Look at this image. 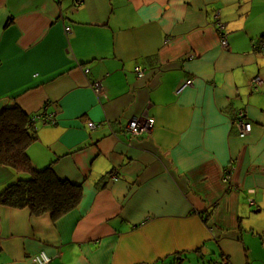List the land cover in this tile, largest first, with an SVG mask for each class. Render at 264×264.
<instances>
[{"label":"crops","instance_id":"1","mask_svg":"<svg viewBox=\"0 0 264 264\" xmlns=\"http://www.w3.org/2000/svg\"><path fill=\"white\" fill-rule=\"evenodd\" d=\"M75 4L0 0V112L51 116L29 157L82 186L59 219L0 204V264H264V0ZM144 115L152 132L131 140Z\"/></svg>","mask_w":264,"mask_h":264},{"label":"trees","instance_id":"2","mask_svg":"<svg viewBox=\"0 0 264 264\" xmlns=\"http://www.w3.org/2000/svg\"><path fill=\"white\" fill-rule=\"evenodd\" d=\"M33 117L18 104L0 112V175L15 177L1 192L0 204L59 219L79 206L82 186L61 179L53 165L39 169L32 163L28 149L37 140Z\"/></svg>","mask_w":264,"mask_h":264},{"label":"built area","instance_id":"3","mask_svg":"<svg viewBox=\"0 0 264 264\" xmlns=\"http://www.w3.org/2000/svg\"><path fill=\"white\" fill-rule=\"evenodd\" d=\"M83 2L84 0H76L75 6H78ZM215 20H216V27L218 30V34L220 36L221 46L222 48H227L228 40H227V34L224 31L225 27L221 22L219 15L216 16ZM70 30H71L70 28H67L68 32H70ZM254 49L256 51H264V44L263 43L256 44L254 46ZM145 71L146 70H144V68H142L141 66H137L134 70V73L136 74V76L142 78L145 75ZM85 72L89 73V70H86ZM261 83L262 80L259 77L254 78L252 80V88L254 90H257ZM192 85H193V81L188 80L183 86H181L179 91H182L184 88ZM92 87L97 93H101L103 90L102 85L99 82H95L92 85ZM38 120H42L43 123L45 124L55 123V121L52 119L51 116H45V114L33 117V121H38ZM233 125L238 133V136L240 137H245L252 132L253 125L248 120L246 112L243 109L237 110L235 112L233 116ZM89 126L90 129H95L97 127L95 124H90ZM153 127H154V119L144 115L140 117H135L131 121H129V123L126 126V132L129 138L133 140V139L141 138L147 134H150L152 132ZM231 175H232V167L225 170V174H224L225 183H229L231 181ZM116 177L117 176H114V179H116ZM249 204L252 207L255 205V201L250 200ZM51 262H52V258L48 256L45 252H41L32 259L31 264H50Z\"/></svg>","mask_w":264,"mask_h":264},{"label":"water","instance_id":"4","mask_svg":"<svg viewBox=\"0 0 264 264\" xmlns=\"http://www.w3.org/2000/svg\"><path fill=\"white\" fill-rule=\"evenodd\" d=\"M184 260V259H183Z\"/></svg>","mask_w":264,"mask_h":264}]
</instances>
